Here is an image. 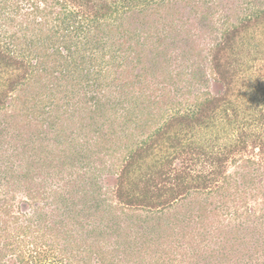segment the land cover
Instances as JSON below:
<instances>
[{"label": "rangeland", "instance_id": "1", "mask_svg": "<svg viewBox=\"0 0 264 264\" xmlns=\"http://www.w3.org/2000/svg\"><path fill=\"white\" fill-rule=\"evenodd\" d=\"M25 1L27 0H10L13 6L20 2L23 9H27ZM172 1L179 8L174 15L179 14L180 18L179 21L175 20L174 27H168L174 30L170 33L171 36L167 38V14L164 7V20L161 23L160 14H156L158 20L155 15L148 17L154 29L153 37L145 45L148 54L141 61H133L134 69L127 68L130 73L120 72L127 91H130L129 95L121 96L116 91L117 85L112 83L115 82L113 75L109 80L103 77L99 84L94 83L93 95L110 104L98 110L97 118L96 115L90 118L91 114L87 112L82 116L78 112L73 113L72 105L76 103V99L72 91L65 96L63 93L58 96H63L60 99L62 112L54 122L46 116L33 113L30 110V103L33 104V101L18 100L16 97L19 91H14L15 97L7 101V111L0 112V122L4 125V141L0 142V229L7 228L13 235H18L19 240L24 239L23 244L27 242L25 249L28 260L32 258L30 254L33 252L27 249H34L36 238L40 244L43 240L46 244L56 242L63 259L69 260L75 254L85 255L89 264H105L102 261V250L106 246L125 250L121 264H156L154 258H151L159 250L164 251L163 258L167 264H264V174L257 176L255 183L247 191H240L242 183L232 176V184H225L229 193L214 191L201 194L193 191V188V193L185 200L181 198V194H177L178 198L173 201L175 204L167 209V217H171L174 226L176 225L173 232L166 229L160 219H148L152 212L148 203L131 211L119 197L118 187L121 186V181L125 194L135 193L132 191V181L139 174L138 166L133 167L130 174L122 175L125 159L130 156L131 149L135 150L144 138L150 134L153 136L152 133L159 127L167 125V115L191 109L190 104L196 105L197 101L200 102L208 94L217 95L224 90V84L218 80L212 67L213 57L217 53L215 44L222 31L236 22L240 26L239 22L245 21L247 16L264 9V0ZM204 13H207L206 22H199ZM13 17L14 23L10 27L15 31L14 27L21 16ZM168 18L173 21V15ZM182 21L186 22V27L191 28L192 34L187 37L178 35L179 40L174 41L172 39L180 34L178 31L186 30L180 25L183 24ZM255 21L251 27L243 28L238 33L232 40L233 44L222 49L219 54L222 61H229L234 52L246 46L251 47V53L253 52L247 64L262 66L264 69V24L262 19L260 22ZM4 23L0 18V25ZM214 23L216 26H213ZM240 44L245 46L241 47ZM184 49L190 50L191 55L185 57L182 54ZM200 49L203 51H199ZM159 51H164V55L170 57V60L167 58L166 70H156L151 62L153 55ZM159 62L158 67L163 63V58H159ZM146 67L150 69L147 70ZM182 67V71L189 73L180 74ZM170 68L171 71L168 72ZM202 68L206 71L204 80L198 78ZM143 70L146 71L145 76H137ZM43 77L42 79L49 81L46 76ZM168 79L173 80L170 82ZM75 81L79 87L80 81ZM168 90L170 92L167 96ZM141 92L152 101V106L145 107L144 113L148 115L151 110L157 116L160 113V118L155 123L143 128L138 127L140 118L139 121L134 116L121 118L129 115L127 112L132 106V95ZM155 100L159 103H153ZM92 102H89L92 105L90 109L94 111L96 104L94 106ZM116 102L121 104L114 107ZM16 112L23 123L19 125L8 120L9 123L6 124L7 115ZM51 117L53 120L57 117L55 112ZM67 118L69 119L65 121ZM62 123L65 124L64 127H61ZM171 131L176 132V128ZM162 135L164 136L156 141V145L151 143V152L138 160L143 165L142 169L146 170L148 164L157 163L160 161L158 159H164L171 152L167 144V131ZM33 147L37 150L29 151ZM25 150L26 154L23 152ZM258 151L255 150L252 155L261 162L262 155L259 156ZM67 154L70 158L63 163L64 172L61 175L56 174L53 169H49L47 174L32 160L45 161L47 157L55 163ZM237 155L240 158V154ZM249 155L251 153L246 154ZM262 165L264 166V162ZM21 170L25 172L21 173ZM237 170H240L239 167L230 164L231 173ZM194 183L196 182L193 181ZM80 191L89 194L75 198ZM173 196L169 195L168 199H173ZM198 198L208 199L207 203L210 204L205 225L204 220H197L192 211L186 213L189 207L197 215L198 206L195 202H198ZM164 214L165 212H160L158 215ZM182 214L184 219L186 214L190 217L187 224H181L177 220L182 218ZM159 225L162 231L157 230ZM192 227L196 231L203 229L207 236L206 239L203 237V241L200 242L199 239L193 244L200 249L197 259H191V254H188L192 247L191 238L183 236V232L188 233ZM99 229L103 231L102 234L98 233ZM20 230L24 235L17 233ZM1 231L3 233L0 235L5 236L7 232L3 228ZM195 235L197 233L193 236ZM14 237L17 238L15 235ZM159 237H164L163 241ZM102 242L104 245L99 247ZM65 246L68 247V252L62 251ZM45 249L47 248L42 246L39 251L44 252ZM203 251L208 253L207 257ZM6 257L10 262H15V255L9 253Z\"/></svg>", "mask_w": 264, "mask_h": 264}, {"label": "trees", "instance_id": "2", "mask_svg": "<svg viewBox=\"0 0 264 264\" xmlns=\"http://www.w3.org/2000/svg\"><path fill=\"white\" fill-rule=\"evenodd\" d=\"M25 2L28 4L27 9H23L20 2L13 6L10 0H0V18L5 21L3 25H0V112L7 111V101L13 99L15 92L19 91L16 97L18 100L33 101V104L30 103V110L50 118L53 122L61 116L60 99L71 91L76 99V103L72 105L73 113L78 112L80 116L87 112L91 114L90 118L95 117L98 110L109 106L108 101H102L93 95L94 83L99 84L103 77L110 79L113 75L115 82L112 83L117 85L116 91L121 96L129 95L130 91H127L120 72L130 73L129 69H134L133 61H141L142 57L148 54L145 45L153 37L154 31L148 17L155 15V19L158 20L156 14H160L161 23L164 20L163 9L166 8L167 38L174 31L168 27H174L175 20L179 21L180 18L179 14L174 15L179 8L172 0H27ZM13 15L18 18L21 16V20L14 27L15 31L10 27V24L14 23ZM142 15L144 17H140ZM169 15H173V21L168 20ZM206 18L207 13H204L202 17L204 21L199 19V22H206ZM260 19L264 24V9L257 11L255 15L247 16L245 21L239 22L240 26L237 22L231 27L227 23L228 27L222 31L215 44L217 53L213 57L212 67L218 80L224 84L222 93L208 94L200 102L197 101L196 105L190 104L191 109L167 115V125L159 127L152 133L153 136L150 134L144 138L138 148L131 149L130 156L125 159L122 175L130 174L131 169L138 166L139 174L132 181V191L135 193L125 194L122 190V181L121 186L118 187L120 199L132 209L131 211L148 203L152 211L148 219L151 217L160 219V223L173 232L176 225L174 226L175 223L172 222L171 217H167V209L175 204L173 201L178 198L177 194H181V198L185 200L191 196L193 188H195L193 191L201 194L214 193V191L229 193L225 184L232 182V176L242 183L239 190L247 191L255 183L256 177L264 174L262 165L264 162V69L262 66L253 67L254 64H247L253 52L251 53V47L248 48L245 45L242 47L240 44L243 49L234 52L227 62L219 57L222 49L226 45L233 44L232 40L243 28L251 27L254 20L258 22ZM180 25L186 30L181 29L178 31L180 34L173 36V39L171 37L174 41L179 40L177 37L181 34L185 37L192 34L191 28L186 27L185 21ZM213 26L216 24L214 23ZM190 38H188L189 41ZM164 54V51H159L151 58L156 70H166L168 57ZM182 54L187 57L191 55V52L184 49ZM159 58H163L160 67H158L161 63ZM168 59L170 60V57ZM183 67L180 74H188V71H182ZM170 71L171 68L168 72ZM189 71L192 72V70ZM145 72L143 70L137 76L143 77ZM205 72L202 68L198 76L200 80L205 79ZM43 75L49 81L42 79ZM75 80L80 81L79 87ZM171 80L168 79L170 82ZM169 92V90L166 91L167 96ZM62 93L63 96L58 97ZM132 96V106L127 112L129 115L121 116L122 119L132 116L137 120L140 118L138 127L143 128L160 118V113L157 116V113L152 110L148 115L144 113L145 107L152 106L150 97H146L144 92ZM57 99H59L58 102ZM89 102H92L94 106L96 104L94 111L90 109L92 105ZM153 103L157 104L159 101L155 100ZM120 104L116 102L114 107ZM54 112L57 117L53 120L51 114ZM18 115L17 112L9 113L6 124L9 123L8 120L10 123L22 124V119ZM3 126L0 122V142L4 141ZM64 126L65 124L62 123L61 127ZM174 127L176 132L171 131ZM165 131H167V144L171 152L167 153L164 159H158L160 161L157 163L148 164L146 170L142 169L143 165L138 160L151 152L149 150L151 143L156 145V141L164 136L162 134ZM24 134L21 133V135ZM34 150L37 149L34 147L29 149L31 152ZM255 150H259L257 152L259 156L262 155L261 162L252 155ZM23 152L27 153L26 150ZM244 152L251 155L246 156L247 153L244 154ZM237 154H240V158ZM61 157L62 159L55 163L53 159L47 157L45 161L34 158L32 160L47 174L49 169H53L56 174L61 175L64 172L63 163L70 158L69 154ZM230 164L239 167L240 170L235 172L238 176L231 173ZM23 172L25 171L21 170V173ZM193 181L196 183L193 184ZM87 194L89 192L80 191L75 198L77 196L81 198ZM169 195H174V198L168 199ZM207 202L208 199L198 198V202H195L198 206L197 215L189 207L186 213L192 211L197 220H204L205 225L208 205H210ZM120 203L123 204V202ZM160 212L165 214L158 215ZM181 216L182 218L177 220L181 224L184 222L187 224L190 217L187 214L185 219L183 214ZM2 228L7 233L5 236L0 235V264H89L85 255L75 254L69 260L63 259L59 255V246L56 242L46 244L43 240L40 244L36 238L34 249L30 247L27 249L36 254L31 253L32 258L28 260L25 249L27 242L23 244L24 239L19 240L18 235L14 234L17 237L15 238L13 233L7 231V228ZM2 228L0 234L3 233ZM156 228L162 231L160 225ZM195 229L192 227L188 233L183 232V236L191 238L192 247L188 251L191 259H197L198 250L200 251L193 244L207 237L203 229L199 231ZM102 232L99 229L98 233L102 234ZM17 233H21V230ZM196 233L197 235L193 236ZM159 238L163 241L164 237ZM101 245H104L103 242L99 247ZM42 246L47 248L44 252L39 251ZM68 250L67 246L62 248V251L68 252ZM9 253L15 255L16 263L7 260L6 256ZM203 253L205 257L208 256L205 251ZM117 255L118 258H115ZM124 255L125 250L122 251L119 247L111 249L106 246L102 250V261L105 264H121ZM156 256L151 258V260L154 258L156 264H167L166 259L163 258V250H159Z\"/></svg>", "mask_w": 264, "mask_h": 264}]
</instances>
